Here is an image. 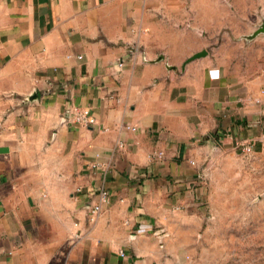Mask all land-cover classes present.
I'll return each instance as SVG.
<instances>
[{
    "label": "crops",
    "instance_id": "1",
    "mask_svg": "<svg viewBox=\"0 0 264 264\" xmlns=\"http://www.w3.org/2000/svg\"><path fill=\"white\" fill-rule=\"evenodd\" d=\"M187 1L0 0V264L195 263V175L217 151L264 159V35L217 62Z\"/></svg>",
    "mask_w": 264,
    "mask_h": 264
},
{
    "label": "rangeland",
    "instance_id": "2",
    "mask_svg": "<svg viewBox=\"0 0 264 264\" xmlns=\"http://www.w3.org/2000/svg\"><path fill=\"white\" fill-rule=\"evenodd\" d=\"M186 5L191 12L196 5L198 20L190 17L184 25L197 20L207 28L203 36L215 60L237 68L244 55L239 43H247L242 36L264 20V0H188ZM235 152H215L218 161L203 180L209 201L191 212L198 220L196 238L189 235L183 247L194 264H264V159L256 169Z\"/></svg>",
    "mask_w": 264,
    "mask_h": 264
},
{
    "label": "built area",
    "instance_id": "3",
    "mask_svg": "<svg viewBox=\"0 0 264 264\" xmlns=\"http://www.w3.org/2000/svg\"><path fill=\"white\" fill-rule=\"evenodd\" d=\"M72 122L81 125V126H91L96 123V118L91 112L89 108H75L72 111L71 115ZM125 129L136 131L137 128L131 125H125ZM123 146L124 144L121 142L119 144ZM235 148L242 153H250L254 151L253 142H248L246 140H238L235 142ZM160 154V153H159ZM194 164V162H193ZM98 163H93L92 167H97ZM204 173L195 175L191 184L200 185L204 180ZM111 202V194L109 190L102 188L99 190V201L97 203L92 204L90 208V217L91 219L95 218L102 210L103 205L109 204ZM128 224V222H127ZM121 256H125V252L123 250L120 251Z\"/></svg>",
    "mask_w": 264,
    "mask_h": 264
},
{
    "label": "water",
    "instance_id": "4",
    "mask_svg": "<svg viewBox=\"0 0 264 264\" xmlns=\"http://www.w3.org/2000/svg\"><path fill=\"white\" fill-rule=\"evenodd\" d=\"M200 33H202V32H200ZM260 35H264V20L255 29H253L252 32H250L249 34L243 35L242 39H245L247 41V43H249L250 41L254 40L255 38H257ZM207 54H208L207 50H201L199 52H196L187 59L186 63H188L192 60H195L197 58H201L203 56H206ZM38 97H39L38 92L35 90L30 95H28L26 97V101H27V103H31V102L37 101ZM205 140L209 142V144L211 145V148L213 150L217 148V144L209 136H206Z\"/></svg>",
    "mask_w": 264,
    "mask_h": 264
}]
</instances>
